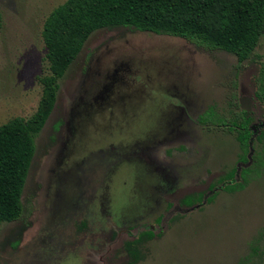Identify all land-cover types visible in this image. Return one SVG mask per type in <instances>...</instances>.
I'll return each mask as SVG.
<instances>
[{
  "label": "rangeland",
  "instance_id": "obj_1",
  "mask_svg": "<svg viewBox=\"0 0 264 264\" xmlns=\"http://www.w3.org/2000/svg\"><path fill=\"white\" fill-rule=\"evenodd\" d=\"M67 1L0 0V126L37 113L43 26ZM238 65L133 27L93 33L36 139L25 217L0 226V264H263L264 173L182 204L243 168L236 135L199 121L210 108L235 121L246 101L262 119L264 36Z\"/></svg>",
  "mask_w": 264,
  "mask_h": 264
},
{
  "label": "trees",
  "instance_id": "obj_2",
  "mask_svg": "<svg viewBox=\"0 0 264 264\" xmlns=\"http://www.w3.org/2000/svg\"><path fill=\"white\" fill-rule=\"evenodd\" d=\"M121 26L224 51L236 55L242 65L264 36V0H68L57 7L42 31L49 73L39 78L42 98L38 111L28 120L15 118L0 126V226L25 217L22 197L36 153V139L55 110L60 81L93 33ZM241 114L227 122L210 108L200 117L203 126L227 127L236 135L243 168L233 169L219 185L210 186L208 193L185 197V207L209 205L218 188L233 193L242 190L251 175L264 173V158L255 149L260 137L258 128L254 124L251 127L247 113ZM142 235L153 237L154 232Z\"/></svg>",
  "mask_w": 264,
  "mask_h": 264
},
{
  "label": "flooded vegetation",
  "instance_id": "obj_3",
  "mask_svg": "<svg viewBox=\"0 0 264 264\" xmlns=\"http://www.w3.org/2000/svg\"><path fill=\"white\" fill-rule=\"evenodd\" d=\"M257 97L259 98V101L261 102V104H263V105H261V107H262L261 112H262L263 117L258 122H256L257 124H254V121H251V125H252L251 127H253V124H254V126H257V128H258L257 132L260 135V137H259L257 143L255 144V149H256L257 153H259L260 158H264V73L260 77ZM252 110H253L252 106L249 103H247V101L245 103H243V111L245 113H247L249 115V117L251 115ZM224 129H227L229 131V129L227 127H224ZM261 174H263V172Z\"/></svg>",
  "mask_w": 264,
  "mask_h": 264
}]
</instances>
